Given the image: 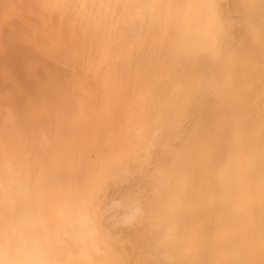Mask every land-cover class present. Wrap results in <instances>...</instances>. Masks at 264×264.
Segmentation results:
<instances>
[{
	"label": "bare ground",
	"instance_id": "6f19581e",
	"mask_svg": "<svg viewBox=\"0 0 264 264\" xmlns=\"http://www.w3.org/2000/svg\"><path fill=\"white\" fill-rule=\"evenodd\" d=\"M130 2L0 0V212H8L20 258L57 264L152 258L145 242L108 219L109 205L155 171L147 145L166 137L173 106L203 72L194 64L165 66L150 50L128 45V25L139 33L149 16L122 6ZM211 2L221 21L239 17L242 0ZM157 15L170 17V26L239 86L242 100L226 108L219 138L202 130L196 150L169 149L160 179L171 184L156 185L160 191L138 227L153 240L168 233L164 251L182 264H264L259 36L237 24L226 44L219 36L209 51L201 9ZM168 142L180 145L181 137Z\"/></svg>",
	"mask_w": 264,
	"mask_h": 264
},
{
	"label": "snow or ice",
	"instance_id": "6c2138e0",
	"mask_svg": "<svg viewBox=\"0 0 264 264\" xmlns=\"http://www.w3.org/2000/svg\"><path fill=\"white\" fill-rule=\"evenodd\" d=\"M111 6V5H109ZM121 5H117L120 7ZM149 14L144 20L139 33L128 25L127 44L133 48L142 47L160 56L165 66L175 63L194 64L200 66L203 75L198 79L194 88L183 92L182 100L173 106L166 121L167 134L164 139L153 137L147 145V150L154 152L155 171L144 173L143 183L132 192L109 205L108 219L122 223L128 230L129 236L146 243L152 251V258L147 264H182V261L168 256L164 249L169 245L171 236L164 233L154 240L138 226L146 215V205L153 201V193L160 191L156 185L168 187L170 180L160 179L163 173L169 149L183 151L196 150L197 132L208 130L210 135L219 138L223 127V118L227 107H234L241 102L240 88L210 66L206 56L201 55L200 47L193 44L180 32L170 26V17L159 16L158 12H180L183 8L201 9L206 17L207 48L213 50L219 36L224 43L233 33L237 24L249 33L258 34L261 51H264V0H242L236 7L239 9L238 18H228L221 21L214 15L217 5L211 0L196 5H181L169 3L167 0H131L122 5ZM257 9L259 13L257 14ZM175 83V82H174ZM183 83L177 84V90H182ZM261 103L264 104V68L261 71ZM183 134V135H182ZM261 134L264 135V120L261 121ZM181 137V144L174 145L168 141ZM8 212H0V264H57L54 260L20 258L14 248V229L7 222ZM32 236L38 241L39 231L33 226Z\"/></svg>",
	"mask_w": 264,
	"mask_h": 264
}]
</instances>
